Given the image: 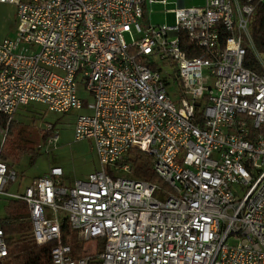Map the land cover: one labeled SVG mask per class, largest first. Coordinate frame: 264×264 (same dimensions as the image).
I'll return each instance as SVG.
<instances>
[{"label":"built area","instance_id":"2783aa9c","mask_svg":"<svg viewBox=\"0 0 264 264\" xmlns=\"http://www.w3.org/2000/svg\"><path fill=\"white\" fill-rule=\"evenodd\" d=\"M165 1L0 0L17 19L16 37L0 40V113L13 118L30 101L84 109L73 140L91 139L100 163L69 184L52 165L12 192L16 172L0 157V197L25 202L50 264H264V52L249 34L254 8L175 0L174 23L152 24L148 7ZM246 46L259 71L244 66ZM43 130L51 149L58 132ZM130 149L150 157L162 184L134 175ZM63 218L82 243L76 257L62 242ZM8 255L0 225V264Z\"/></svg>","mask_w":264,"mask_h":264},{"label":"rangeland","instance_id":"374dc122","mask_svg":"<svg viewBox=\"0 0 264 264\" xmlns=\"http://www.w3.org/2000/svg\"><path fill=\"white\" fill-rule=\"evenodd\" d=\"M183 3L185 7L201 6L204 0H184ZM176 7L175 0L154 3L148 7L150 11L148 18L152 24H173ZM16 32L15 6L10 3H0V40L14 39ZM125 39L128 41L127 37ZM81 97L84 98V94H81ZM90 100V97H86L84 102ZM82 112L85 110L73 109L66 113H59L48 110L44 104L35 101L18 106L13 117L14 123L4 141V131H1L3 128L0 126V150H8L12 142L21 140L34 149V154L24 152L18 155L13 162L3 159L16 172V180L8 187L9 191H22L35 177L45 173L52 165L62 168V184H69L75 179H83L88 173L99 169L100 163L93 147V141L87 138L73 140L75 119ZM48 124H53L58 132V139L51 149H47L48 145L41 138L44 133L43 129ZM39 145L41 149L36 148ZM8 201L9 198L0 197V217L6 215L5 207ZM16 234L14 233L13 237H16ZM228 241L234 243L232 239Z\"/></svg>","mask_w":264,"mask_h":264},{"label":"trees","instance_id":"16d2710c","mask_svg":"<svg viewBox=\"0 0 264 264\" xmlns=\"http://www.w3.org/2000/svg\"><path fill=\"white\" fill-rule=\"evenodd\" d=\"M239 1L244 2L245 0ZM250 3L254 8L249 25L250 38L254 48L259 52H264V2L250 0ZM180 44L184 49L187 48V50L188 47H190L189 42H187V40L185 41L182 35ZM199 53L200 52L187 51L189 56L198 55ZM243 64L249 69L259 71V66L252 55V49L248 46H246ZM13 123V118H9L0 113V126L4 130L3 141L7 138ZM50 131L51 130L44 131L41 135L43 141L50 134ZM36 148L40 149L38 146ZM24 152H31L34 154V149L30 145H26L24 141L16 140L10 144L8 150H0V157L13 162L18 155ZM128 153L129 157H127V159L133 161V173L135 176L147 181L163 183L153 172L150 157L146 153L136 149H130ZM5 208L6 215L0 217V225L6 235L9 250V255L7 257L8 264H50V245H36L31 238V225L26 219L27 208L25 202L22 200L9 199ZM60 229L62 242L67 243V241H69L73 250L72 255L74 257L78 256L82 248V243L77 240L75 231L70 228L64 218L60 221ZM14 233H17L16 237H13ZM92 264L97 263L94 262Z\"/></svg>","mask_w":264,"mask_h":264}]
</instances>
